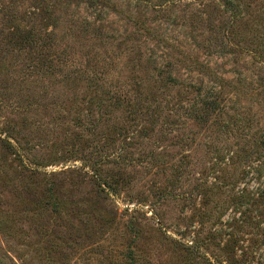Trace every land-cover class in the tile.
<instances>
[{"label": "rangeland", "instance_id": "obj_1", "mask_svg": "<svg viewBox=\"0 0 264 264\" xmlns=\"http://www.w3.org/2000/svg\"><path fill=\"white\" fill-rule=\"evenodd\" d=\"M0 264H264V0H0Z\"/></svg>", "mask_w": 264, "mask_h": 264}]
</instances>
